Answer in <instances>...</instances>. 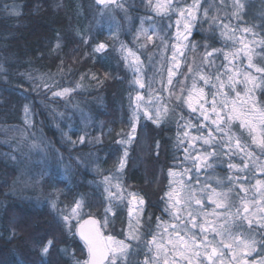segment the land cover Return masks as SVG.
<instances>
[{"label":"trees","instance_id":"trees-1","mask_svg":"<svg viewBox=\"0 0 264 264\" xmlns=\"http://www.w3.org/2000/svg\"><path fill=\"white\" fill-rule=\"evenodd\" d=\"M19 1L20 13L11 16L2 12L0 1V264H71L67 257L59 254L57 245H52L48 255L40 251L49 238H58L57 229L61 228L56 225L57 217L50 207L39 208L36 203L19 195L15 197L10 192L18 176L21 161L18 154L23 156L29 147L37 150L21 136V129L28 127L24 126L26 110L33 112L32 129L41 126L53 145L46 154L48 161L57 164L52 171L56 183L68 186V179L59 178L58 174L60 167L67 165L66 157L70 155L72 158L69 157L68 161L73 162L74 169L70 174L72 183L87 191L89 185L85 179L89 168L100 162L102 167L110 165L121 155L124 152L121 137L128 136L134 125L132 65L130 60L124 61L123 56L129 48H138L146 65L145 80L158 97L157 104L150 103L138 116L129 146L127 177L136 183L132 188L143 195L150 207L145 214V223L150 228L149 225L156 223L162 213L156 207L160 203V192L167 187L169 171L196 163L191 157L207 151L197 143L200 150L188 152L183 138L187 132L195 138L205 134L198 127L205 122L203 115L190 111L181 95L192 86L189 69L201 71L208 79L207 84L202 83V88H205L210 102L214 96L216 102H220L224 92L228 93L231 102L235 99V92L228 86V76L237 70L240 74L251 72L257 78L255 83L258 86L249 105L264 109V73L248 68L245 55L247 45L251 49L253 64L264 67V0H241L244 8L238 15L234 14L237 12L234 0H199L196 8L192 7L194 0H176L179 6L193 8L196 20L190 38L192 44L185 49L172 77L167 71L173 28L166 30L163 18L143 6L146 0H138V18L135 16L138 32L142 26L152 25L157 33L154 35L150 29L146 35L142 32L137 37V23L134 21L130 31L136 35L131 37L124 31V21L118 26L122 47L110 43L105 23L98 24L97 18L93 19L92 14H98L100 8L95 0ZM131 12L136 15L135 11ZM246 28L250 31L245 32ZM148 34L153 35V39L149 40ZM166 41L169 48L165 52ZM104 42L108 43V48L97 51L98 45ZM241 49L238 57L233 58L232 53ZM217 76L220 80L216 79ZM221 81L225 84L223 89L220 88ZM50 88L72 90L70 95L77 99L51 95ZM244 88L243 84L236 86L241 95ZM74 101L81 102L89 112L86 124L81 123ZM153 104L162 107L158 123L150 119ZM239 123L230 124L234 137L231 145H228L227 137L222 138V133L213 144L222 153L216 152L218 161L215 162L220 165L218 171L224 175L240 171L239 168L227 169L228 164L243 166L247 162L253 172L257 171V162L264 165V153L252 144L247 129H239ZM222 126L229 130L228 124ZM143 136L145 144L141 143ZM236 137L249 146L248 150H254L252 158L235 147ZM77 156L79 161L74 164ZM41 170L37 168L36 173ZM41 175H45L44 170ZM88 195L95 201L102 198L95 192ZM58 239L53 241L58 242ZM72 239L77 248L84 244L78 234L73 233ZM61 241L65 244L68 239L63 236ZM142 252L143 249L138 247L139 257Z\"/></svg>","mask_w":264,"mask_h":264},{"label":"rangeland","instance_id":"rangeland-1","mask_svg":"<svg viewBox=\"0 0 264 264\" xmlns=\"http://www.w3.org/2000/svg\"><path fill=\"white\" fill-rule=\"evenodd\" d=\"M2 1V12L5 15H15L19 14L21 11L20 8V1L19 0H0ZM96 3L100 5V8L98 10V14H92L93 19L97 18L98 24L101 22L106 24V31L109 35L110 43L117 45L119 47H122L121 44V38L119 36V27L121 23L125 21V32L129 33V36H135L137 32L138 33L146 32L148 33L150 29H152L150 32H153L155 35V32L157 33V30L154 26H142V28L138 32V21H135V16H138V0H114V2L107 1L103 3H99L97 0H95ZM163 2V0H161ZM157 3V0H151V4L149 3V0H146L144 3V7H147L149 11L157 15L158 17H162L163 21L166 23V30L172 29L171 36L173 37L171 40V47H170V57H169V66H168V76L171 70V76H174L176 74V69L180 65V59L185 53V49L192 44L191 42V34L194 30V22L196 20V13L194 12L193 8L191 7H185V6H179L177 5L176 0H172V9L166 14H158L155 10V5ZM185 9L186 15L185 17H181L179 14L178 9ZM191 10L194 13V17L187 15V10ZM132 11H135L136 15L132 14ZM82 14V13H81ZM80 14V15H81ZM172 16H174V19H172ZM81 17L85 20V15L82 14ZM123 18V19H122ZM138 18V17H137ZM151 18V15L149 16ZM105 19V20H104ZM181 20V23L177 25L176 21ZM171 20V21H170ZM136 24V32H132L131 26L133 23ZM190 23V27H185V22ZM179 29V32H178ZM226 30H224L223 33H225V36H228L226 34ZM179 35V39L177 38ZM148 36H151V39H153V35L148 34ZM88 39V38H87ZM109 42V40H108ZM164 49L165 52L169 48V42L166 41ZM105 45L103 49L100 51L105 50L108 48V43L104 42L102 43ZM101 45V44H100ZM99 47V45H98ZM97 47V48H98ZM130 49V48H129ZM128 49V50H129ZM133 53H135L136 56L139 57V61H135L132 57L128 56V53L124 54V61L130 60L132 69H131V80H132V89H133V98L131 101V112L133 114L134 118V125L132 126V130L130 131V134L126 137H121V145L124 147V152L121 153V155H118L117 158L107 166L101 165V162L98 163L95 167L92 166L89 168V175L86 177V183L88 190L84 191L76 184L72 183V180L70 178V174L72 171H74L72 167V163L68 161V158H72L70 155H68L67 159V165H62L59 170V178H66L68 179V186H62L56 183L55 177L52 175V171L57 167V164H53L47 156L48 149L53 148L52 143L50 142V139L44 135V131L42 130V127L40 126V129H32L34 119H33V112L31 109L26 110V116H25V124L24 126H28L25 129H21L22 132V138L26 139L28 142L31 143V145L37 150H32L31 147H29V150L24 153L22 156L21 154H18L20 161L18 168V176L14 180L12 184V189H10L11 194L19 195L20 198H23L28 201H32L36 203V205L39 208L44 207V205H48L50 207V210L52 214H54L57 217V226L60 225L61 228L58 230V242H54L53 239L49 238V241H52L51 247H49V250L52 249V245H57L58 251H60L63 256L67 257L71 264H77V261L82 262L88 258L87 249L85 247V244L78 246L79 248L74 246L72 235L73 233L77 234L76 228L78 223L83 221L85 217L88 215H93L98 218L100 224L103 226L106 222L107 226L102 228V231L105 235H112L116 237L118 240H124L126 243H129L132 245V248L129 250V257H128V264H138V247L139 250L144 248L145 246H148L152 249V257L156 253L155 245L150 244L149 242L152 241L153 237L150 239V241L147 243L146 241H142L141 245L139 244V241H141V231H140V214L141 213H147V209L150 210V207L146 203V199L143 197L141 193H139L137 190H135L134 187L136 183L132 179L128 180L127 177V169H128V161H129V153L131 146V137L135 133V126H137V120L139 119V114L143 113L145 111L150 103H156V98L158 95H155L150 89V84L145 80V72H146V65L142 61V55L138 52V48L135 50L130 49ZM178 52V54H177ZM127 57V59H126ZM197 69L191 70L189 74V78L193 82L195 81L197 89H201L204 83V80L200 79L201 71L196 72ZM188 72V73H189ZM243 73L241 72L239 79H243ZM253 75V74H252ZM255 76V75H253ZM139 81V82H137ZM140 84H143L144 87H141ZM47 85V84H45ZM256 85V83H255ZM40 86V85H39ZM36 87V86H35ZM248 88L252 89L251 94H248L247 97H244L242 94V97L244 100H247L248 104L247 106L250 107L249 102L250 99L254 98V91L256 86L253 84H248ZM204 90V98L201 99L198 95V92L192 91V86L188 88V90L181 94L185 97L184 104L186 107L193 111L192 108L196 109V112H199L200 114L202 112H205V114L209 117V119L205 120V118H202L205 122L201 123L198 127L204 131L205 134H203L200 138H195L194 135L189 134L187 132V136H183L185 144L188 147V152L192 151V149H196L197 151L200 150L201 144L203 148H207L206 153L199 152V155H194L191 157V160H195L196 163H192L186 165L183 169H172L169 171V179L168 184L165 190H162L160 192V203L157 209H165L169 210V206L171 204L169 193L173 192L174 189H176L179 185V182L183 180L186 184L191 185V187L195 189H200L205 183L210 184L212 187L217 188L218 191H227V184L228 188L231 186V182L228 178L232 177V172L230 175H222L220 174L221 171L219 167L220 165L215 161H218L217 153H221L219 148L215 149V144L218 140V136H220V132L215 131L216 125L212 124V120L216 119L215 113L211 111L212 108V101H208L207 94L205 93V88H202ZM51 95L64 97V98H75L76 96H71L72 90L67 89H61V90H52L50 88ZM67 90V91H65ZM192 94V108L189 107L188 104V97L189 93ZM141 97V99H138L137 97ZM157 96V97H156ZM218 98L221 96L218 95ZM77 99V97L75 98ZM255 102V101H254ZM157 104V103H156ZM211 104V105H210ZM201 105H203V108H201ZM74 108L78 112V114L81 117V123L86 124V121L88 119V111H85V108L83 104L79 101H74ZM154 106V110L152 112V116H150L151 120H153L154 123L159 122V117L156 116V113L159 112L160 115L162 114V107ZM220 110V102H217V111ZM58 111V110H57ZM93 111V110H92ZM91 111V112H92ZM227 112V110H225ZM58 113H62L58 111ZM87 114V115H86ZM222 115L224 113H221ZM159 115V116H160ZM204 117V115H203ZM88 121V120H87ZM238 122L239 120H233L231 122ZM240 124V123H239ZM222 126V125H221ZM223 127V126H222ZM231 127V126H230ZM240 130H246L244 128H241L240 125L238 126ZM229 128V126H228ZM25 130V131H24ZM212 131L213 137L215 139H211L209 137V132ZM209 138L211 142L209 144L204 143V139ZM141 143L145 144V137L143 136L141 139ZM198 143V144H197ZM30 145V146H31ZM70 148V147H69ZM71 149V148H70ZM253 149V148H252ZM34 151V152H33ZM146 151V149H144ZM227 151V149H226ZM254 152V150H252ZM214 153L211 156H208V153ZM222 154V153H221ZM207 156L206 161L204 160V157ZM74 164L78 160V156L75 157ZM79 161V160H78ZM197 164L205 165V164H211L212 167L208 168L206 166H200L199 168L196 166ZM230 164H228L226 167L227 169ZM257 167V173H262L264 175V172L261 171L260 165L258 162L256 163ZM37 168H41L44 170L45 175H41L43 170H41L39 173H36ZM252 170V169H251ZM253 171V170H252ZM38 174V175H37ZM51 177V178H49ZM217 179H219L222 183L217 184ZM264 180V176L255 178L254 177V183L256 185L257 180ZM46 192L44 191V189ZM206 192L210 191V189H206ZM99 193L102 198H99V201H95L94 199H91V197L88 195L90 193ZM159 199V198H158ZM141 201H143L141 203ZM80 204V207L77 208V204ZM161 206V207H160ZM75 209V213L73 210ZM169 214H172V208L167 211ZM162 214V213H161ZM166 214V216H168ZM161 215L158 216V219ZM65 217H68L67 220H65ZM169 218H165L163 221L160 219L158 220V225H160V229L157 233H155L154 236L156 237L157 243H163L167 248L168 244L167 241L169 240L168 236H171L169 231L165 232L164 229L168 228L170 225ZM163 219V218H161ZM74 228V230L72 229ZM119 236H118V235ZM137 235L139 236L138 240H132L129 239V235ZM66 236L68 239V242L64 244V242L61 241V237ZM52 237V236H51ZM57 241V240H56ZM46 242L40 249L42 252V249L45 245L48 244ZM62 243V244H61ZM35 250H38L37 247H35ZM49 251L47 253H43V255H48ZM57 254V253H54ZM163 252L160 254V259L158 260L159 264H163L164 260Z\"/></svg>","mask_w":264,"mask_h":264},{"label":"snow or ice","instance_id":"snow-or-ice-1","mask_svg":"<svg viewBox=\"0 0 264 264\" xmlns=\"http://www.w3.org/2000/svg\"><path fill=\"white\" fill-rule=\"evenodd\" d=\"M103 2V0H101ZM114 2V0H112ZM151 4V0H149ZM199 0H194L193 8L198 6ZM234 5L237 8V12L244 8L241 0H234ZM155 10L158 14H166L172 9V0H157L155 5ZM181 17H185L186 10L178 9ZM187 15L194 17V13L189 9L187 10ZM177 25L181 23V20L176 21ZM191 25L189 22H185V27L189 28ZM225 28L228 26L225 25ZM245 32L250 31V29H244ZM179 32V29H178ZM147 33L145 32V35ZM179 39V35L177 37ZM148 39H151V36H148ZM242 42V41H241ZM105 47L104 44L99 45L96 49L100 51ZM245 55L248 58V68H254L257 73H264V67H258L252 62L251 49H248V46L245 45ZM128 51V56L132 57L135 61H139V57L135 55L130 49ZM239 51L232 53L233 58H237ZM211 55V53H209ZM227 58V54H226ZM127 59V57H126ZM191 71V69H189ZM171 70L169 75L171 76ZM239 71L237 70L234 74L228 76V86L231 91L235 92V99H232L231 102L228 100V93L224 92L222 94V99L220 101V110L217 111V102L215 96L212 101L211 111L215 113L216 119L212 120V124L216 125L215 131L222 133V138L227 137L228 145H231L233 142V135L230 132V124L233 120L240 121V127L247 129L251 142L257 148L264 153V109L258 108L253 104L251 107H248L247 100H244L241 92L236 90L238 84H243L245 86L243 96L247 97L249 92L252 89L248 88V84L255 85L256 77L251 74V72H244L243 79H239ZM201 80H204L205 84L208 83V79L203 75L200 76ZM217 80H220V77H216ZM139 82V81H137ZM171 83V79L169 80ZM141 87H144L143 84H140ZM225 86L224 82L221 81L220 88L223 89ZM67 91V90H65ZM192 91L198 92V95L201 99L204 98V90L197 89L195 81L192 84ZM141 99V97H137ZM192 94L189 93L188 104L192 108ZM203 108V105H201ZM193 111H196L195 108H192ZM227 110V112H225ZM207 110H205L206 112ZM165 112L167 109L165 108ZM202 112L205 120L209 117ZM221 113H224L223 115ZM147 111L145 115H147ZM160 113L157 112L156 116L159 117ZM151 118V117H150ZM228 124L229 130L226 131L222 124ZM187 135V133H185ZM209 137L215 139L212 135V131L209 132ZM211 140L209 138L204 139L205 144H209ZM235 147L246 157L252 158L255 154L254 152L248 150L247 144H242L239 137L235 138ZM214 153H208V156L213 155ZM207 156L204 157L206 161ZM259 160V157L256 158ZM255 163V161H254ZM198 168L200 166H206L211 168V164H197ZM230 168H239L241 172L248 168V163L245 162L243 166L230 164ZM260 169L264 172V165H260ZM230 181L233 180L232 177L228 178ZM247 177H236V181L246 180ZM222 182L217 179V184ZM240 191L247 194L248 189L244 187L241 183L239 185ZM256 188V191L260 194L261 201H264V180H257L256 185L253 186ZM206 189L210 191L205 192ZM233 189L230 187L227 191H218L217 188L212 187L210 184L205 183L200 189H195L191 185L186 184L183 180L179 182V185L173 192L169 193L170 197V207L173 209L174 218L179 221V224L171 225L173 229V234L175 238H169L167 241L168 245H171V249L174 253V256L181 261H186V264H250V262L245 258L246 256H251L253 252L256 251L257 240L254 235H250V231L254 224V220L251 217L256 216V212H252L249 209V202L243 198L239 197V203H234L230 196L229 192H232ZM205 193L203 197L197 195V193ZM205 199L215 205L216 209H224L225 211H213L211 214L204 211ZM143 201H141L142 203ZM251 203L257 205V211L264 213V203L260 201L253 200ZM80 207V204H77V208ZM232 209H235L233 211ZM75 213V209L73 210ZM186 214L187 219L181 218V213ZM211 215V219H209ZM68 217H65L67 220ZM202 221V222H201ZM243 222H247L249 232H245L243 227ZM257 227L264 229V216H260L255 220ZM183 225V227H181ZM190 225V227H189ZM107 224L102 226L99 221L95 219L83 220L79 223L77 232L83 240L85 247L87 249L88 258L82 262V264H128L129 250L132 248V245L126 243L124 240H118L112 235H105L102 231L103 227H106ZM199 229V233H195L192 229ZM165 232L168 231L167 228L164 229ZM183 232V235L181 234ZM129 239L138 240L139 236L129 235ZM150 244L155 245L156 253L150 259L147 255L143 261V264H157V261L160 259V254L163 252L164 260L163 264H169L168 259V248L163 243H157L156 237L153 236ZM264 244V240L260 241ZM52 241H49L42 249L43 253L49 251ZM149 251H152L149 248ZM230 253V259H228V254ZM77 264L81 262L77 261ZM171 264H178L176 259L171 261ZM256 264H264V257L259 259Z\"/></svg>","mask_w":264,"mask_h":264},{"label":"flooded vegetation","instance_id":"flooded-vegetation-1","mask_svg":"<svg viewBox=\"0 0 264 264\" xmlns=\"http://www.w3.org/2000/svg\"><path fill=\"white\" fill-rule=\"evenodd\" d=\"M250 169L251 168L248 167L243 172L236 171V172L232 173V176H233L232 189H233V191L229 192V196L234 203L238 204L239 198H238L237 194H239V197H243L249 202L250 211L256 212V216L251 217L254 220V224H253L252 229L250 231V235H254L258 243L256 245V251L253 252L251 256L245 257L250 262V264H256V262L259 261V259L264 257V244L260 243V241L264 240V229L257 227L255 220L260 216H264V213L258 212L257 211V205L251 203V201L257 200V201H260L261 203H264V201H261L260 194L256 191V188L253 187V186H255L254 177L259 178V177H262L264 175L262 173L253 172ZM222 175H224V174L222 173ZM225 175H230V173L225 174ZM245 176L247 177L246 180H240V181L235 180L236 177H245ZM241 183L244 185L245 188L248 189L247 194L240 191L239 185ZM226 189L228 190V188H226ZM197 195L200 197H203L205 195V193H199L198 192ZM170 209H171V207L169 206V210ZM169 210H167V208H166V211H165V209L161 210L162 214L159 218L161 221H163L165 218H169V214L167 213V211H169ZM214 210L215 211H225L224 209H216L214 204H212L211 202H209L205 199L204 211L211 214ZM232 210L235 211V209H232ZM166 214H168V216H166ZM180 215H181L182 219H185V220L187 219L186 214L184 212H182ZM161 218H163V219H161ZM211 218H212L211 215H209V219H211ZM139 220H140V223H139L140 224V230H142L141 236L143 235L142 241H146L148 243L150 241V239L155 235V233H157L159 231V229H160V225H158L159 221L157 220L156 223L154 222L151 226L149 225L150 228H148V225H146V223H145L146 222L145 221V213L140 214ZM168 220H170L169 221L170 225L168 226V228H169L168 231L171 234V236H168V237L169 238H175L174 235H172L173 229H172L171 225L179 224L180 222L174 218L173 209H172V214H170V218ZM181 227H183V225H181ZM189 227H190V225H189ZM243 227H244L245 232H249L247 222H243ZM145 228H146V230H145ZM192 231L195 233H199L198 228L192 229ZM181 234L183 235V232ZM144 235H145V237H144ZM155 237H157V236H155ZM142 241H140V245L142 244ZM142 249H143V252L141 253V256L139 257V263L138 264H143V261H144L146 255L150 259L152 258V251H149L148 246H145ZM168 250H169L168 251L169 264H171V261L173 259H176L178 264H186V261H181L177 257L174 256V253L171 249V245H168ZM162 256H164V255H162ZM227 258L230 259V253L228 254ZM157 264H159L158 261H157Z\"/></svg>","mask_w":264,"mask_h":264},{"label":"water","instance_id":"water-1","mask_svg":"<svg viewBox=\"0 0 264 264\" xmlns=\"http://www.w3.org/2000/svg\"><path fill=\"white\" fill-rule=\"evenodd\" d=\"M99 3H103V2H107V1H111V0H103V2H101V0H97ZM89 218H91V219H95V220H97V221H99L98 220V218L97 217H95V216H93V215H88L87 217H85L83 220H87V219H89ZM82 222V221H81ZM80 222V223H81ZM78 226H79V223H78V225H77V228H78ZM77 228H76V232H77ZM77 234H78V232H77ZM78 236H79V234H78ZM79 238H80V236H79ZM81 239V238H80ZM82 242H83V240H82ZM84 243V242H83Z\"/></svg>","mask_w":264,"mask_h":264}]
</instances>
